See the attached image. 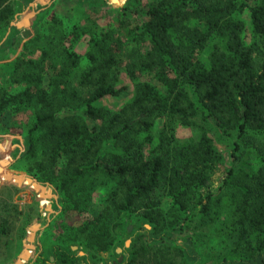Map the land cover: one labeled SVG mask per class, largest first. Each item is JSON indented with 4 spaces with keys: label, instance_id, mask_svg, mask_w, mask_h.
<instances>
[{
    "label": "trees",
    "instance_id": "16d2710c",
    "mask_svg": "<svg viewBox=\"0 0 264 264\" xmlns=\"http://www.w3.org/2000/svg\"><path fill=\"white\" fill-rule=\"evenodd\" d=\"M15 1L0 0L2 37ZM111 11L114 24L99 33L75 25L49 35L51 44L37 37L28 45L39 58L4 66L23 85L11 96L14 115L32 113L20 125L28 154L44 142L54 174L43 177L65 207L86 213L106 190L102 211L83 232L91 249L124 248L122 262L112 264H182L163 243H116L113 232L130 235V218L144 231L145 221L161 231L211 230L210 238L232 244L228 264L255 258L264 251V0H130ZM81 41L85 52L77 50ZM122 75L135 92L105 109L103 100L129 90ZM211 122L230 138L225 155L209 134ZM183 126L194 135L177 137ZM51 251L55 261L34 264L87 259L71 247Z\"/></svg>",
    "mask_w": 264,
    "mask_h": 264
},
{
    "label": "rangeland",
    "instance_id": "374dc122",
    "mask_svg": "<svg viewBox=\"0 0 264 264\" xmlns=\"http://www.w3.org/2000/svg\"><path fill=\"white\" fill-rule=\"evenodd\" d=\"M116 1L16 0L14 2L16 18L14 16L6 35L2 37L0 34V102L3 100L6 103L5 107L0 108V264H15L28 246H30L29 258L23 264H34L41 257H49L55 261L51 251L54 246L71 247L74 251H78L80 256H86L87 259L82 264H112L120 257L126 256V251H123L122 247L118 248L116 253L113 251L114 246L109 251L101 252L85 244L87 241L83 226L92 222L93 218L102 211L99 203L107 196V192L101 187L99 189L101 195L98 199L95 198V202L87 208L86 213L61 204V197L56 188L43 177L44 174H54L49 164L48 148L42 142L36 155L31 156L27 152L26 139L22 133L24 131L20 125H26L32 113L22 112L15 116L12 110L11 96L22 91L23 85L14 82L11 76L3 72L4 66L16 60L40 57V52L31 54L33 46L28 45L37 37L40 38L37 44H51L49 35L59 38L63 33L72 32L75 25H78V32L87 31V35H95L99 33L101 27L114 24L111 9L116 11L130 0ZM149 2L150 0H141L143 5ZM243 17L248 34L249 11H245ZM23 19L26 21L29 19V24L24 25ZM77 46L78 51L85 52L86 41H81ZM39 49V51L43 50L42 47ZM125 50L129 52L131 47L126 45ZM21 69L18 70L19 73L22 72ZM121 77L123 83L129 86V90L121 97L103 100L105 109H115L135 92V84L125 75ZM76 84L75 79L73 85ZM212 125L214 126L212 122L208 125L209 134L215 140L220 154L225 155L231 147L230 138L224 134V131L217 130ZM162 126V122L156 123V133ZM176 135L184 139L194 134L190 128L183 126L177 128ZM7 175L13 179H9ZM19 176H24V179L20 181ZM30 178L33 181H30ZM41 186H45V190ZM162 199L165 201V207L168 208V199L165 197ZM144 225L148 231L142 230L137 221L130 218L128 224V228H131L130 235L113 232L115 242L122 241L125 248L130 247L138 238L140 242L153 245L163 243L172 247L173 255L182 264H228L225 260L228 259L226 255L232 249V244L222 243L213 236L210 238L213 234L211 230L182 232L164 228L165 230L161 231L147 221ZM136 228L138 232L131 236ZM32 235L34 239L31 241ZM178 246L182 248L180 253L177 250ZM182 251L184 260L181 258ZM81 252L83 255L80 254ZM234 264H264V251L253 259H241V262Z\"/></svg>",
    "mask_w": 264,
    "mask_h": 264
},
{
    "label": "water",
    "instance_id": "95a60500",
    "mask_svg": "<svg viewBox=\"0 0 264 264\" xmlns=\"http://www.w3.org/2000/svg\"><path fill=\"white\" fill-rule=\"evenodd\" d=\"M113 1H115V2H117L116 0H113ZM28 21V20H27ZM26 24H28L27 22H26ZM0 171H1V168H0ZM7 177L9 178V179H13L11 176H9V175H7ZM19 179H20V181L22 180V179H24V176H19L18 177ZM30 181H33V179H29ZM42 187V189L43 190H45V186H41ZM35 228H33V230H34ZM129 230H131V228H129ZM34 239V235H32V239H31V241ZM28 247H30V246H28ZM26 248L24 251H23V253L20 255V257H19V259L16 261V263L15 264H23V262L24 261H26V260H28V258H29V255H28V253H29V248ZM121 250V249H120ZM81 255H83V252H81L80 253ZM122 260H123V258L122 257H120L119 258V262H122Z\"/></svg>",
    "mask_w": 264,
    "mask_h": 264
},
{
    "label": "crops",
    "instance_id": "0c3cea01",
    "mask_svg": "<svg viewBox=\"0 0 264 264\" xmlns=\"http://www.w3.org/2000/svg\"><path fill=\"white\" fill-rule=\"evenodd\" d=\"M15 18H16V16H15ZM24 20V25H26V22L29 24V21H26L25 19H23ZM27 20H29V19H27ZM17 25H18V22L16 23Z\"/></svg>",
    "mask_w": 264,
    "mask_h": 264
}]
</instances>
